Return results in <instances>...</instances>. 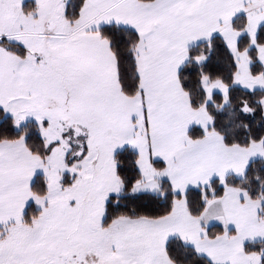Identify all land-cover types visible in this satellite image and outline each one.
I'll return each mask as SVG.
<instances>
[{
	"label": "snow or ice",
	"instance_id": "snow-or-ice-1",
	"mask_svg": "<svg viewBox=\"0 0 264 264\" xmlns=\"http://www.w3.org/2000/svg\"><path fill=\"white\" fill-rule=\"evenodd\" d=\"M0 264H264V0H0Z\"/></svg>",
	"mask_w": 264,
	"mask_h": 264
}]
</instances>
